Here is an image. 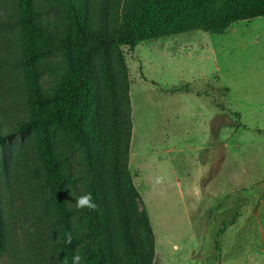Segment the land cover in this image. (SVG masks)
I'll use <instances>...</instances> for the list:
<instances>
[{
  "label": "rangeland",
  "instance_id": "374dc122",
  "mask_svg": "<svg viewBox=\"0 0 264 264\" xmlns=\"http://www.w3.org/2000/svg\"><path fill=\"white\" fill-rule=\"evenodd\" d=\"M88 1L93 21L107 13L109 0ZM18 5L0 0L6 235L0 264H64L63 231L36 131L17 130L30 116ZM119 51L129 86L127 166L136 193L105 161L102 197L114 264H264V15L233 22L220 33L192 30ZM105 65L95 59L99 79L106 78ZM112 87L108 83L99 100L107 149L120 141L124 126ZM72 168L76 174L73 160ZM80 192L75 179L67 200ZM231 217L233 223L218 233Z\"/></svg>",
  "mask_w": 264,
  "mask_h": 264
},
{
  "label": "trees",
  "instance_id": "16d2710c",
  "mask_svg": "<svg viewBox=\"0 0 264 264\" xmlns=\"http://www.w3.org/2000/svg\"><path fill=\"white\" fill-rule=\"evenodd\" d=\"M18 3L30 116L17 130L36 131L45 182L63 231L64 264H72L77 252L83 257L81 264H114L102 197L105 161L136 193L127 168L129 86L119 47L132 51L137 42L192 30L220 33L233 22L264 15V0H109L107 13L98 21L89 15L88 0ZM96 58L105 61L106 78L96 76ZM108 83L117 92L118 116L119 101L124 110L119 117L124 123L120 141L111 142L109 149L99 122L101 90ZM75 179L81 192L68 201L67 191ZM87 192L94 197L96 210L75 207V197ZM233 221L234 217L222 221L218 233ZM67 233L72 234L71 244L65 243ZM5 237L0 203V253Z\"/></svg>",
  "mask_w": 264,
  "mask_h": 264
},
{
  "label": "clouds",
  "instance_id": "9594fccd",
  "mask_svg": "<svg viewBox=\"0 0 264 264\" xmlns=\"http://www.w3.org/2000/svg\"><path fill=\"white\" fill-rule=\"evenodd\" d=\"M156 182L159 183L160 182V178L158 177L156 179ZM75 207L77 209H91V210H96L97 208V204L94 201V197L92 196V194L90 192L87 193H83L79 196L75 197ZM72 234L71 233H67L66 237H65V243L67 244H71L72 243ZM83 260V257L81 254H79V252H77L76 254L73 255L72 257V264H81V261Z\"/></svg>",
  "mask_w": 264,
  "mask_h": 264
},
{
  "label": "crops",
  "instance_id": "0c3cea01",
  "mask_svg": "<svg viewBox=\"0 0 264 264\" xmlns=\"http://www.w3.org/2000/svg\"><path fill=\"white\" fill-rule=\"evenodd\" d=\"M197 75H199V74H194L193 75V77H196ZM200 77H202V76H200ZM129 90V89H128ZM196 104H195V106H197L198 104H197V102H195ZM202 132V131H201ZM204 135V134H203ZM202 136V135H201ZM199 146H197V145H195V146H193L191 149H192V151L194 152L197 148H198ZM128 169H129V167H128ZM137 188V187H136ZM138 189V188H137ZM139 190V189H138Z\"/></svg>",
  "mask_w": 264,
  "mask_h": 264
}]
</instances>
